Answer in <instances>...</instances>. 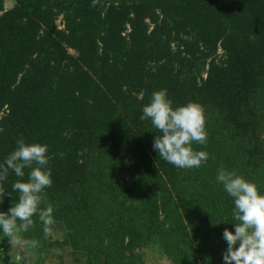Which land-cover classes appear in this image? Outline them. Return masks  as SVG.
<instances>
[{
  "label": "trees",
  "instance_id": "trees-1",
  "mask_svg": "<svg viewBox=\"0 0 264 264\" xmlns=\"http://www.w3.org/2000/svg\"><path fill=\"white\" fill-rule=\"evenodd\" d=\"M12 1L0 0V163L21 137L48 145L41 207L54 220L46 237L34 216L22 235L38 246L21 252L60 250L58 264H145L146 252L223 264L233 202L217 170L264 192V0ZM162 88L174 107L204 109L199 168L152 148L160 133L140 116ZM17 179L2 182L0 211L16 202ZM9 246L0 235V264Z\"/></svg>",
  "mask_w": 264,
  "mask_h": 264
},
{
  "label": "clouds",
  "instance_id": "clouds-1",
  "mask_svg": "<svg viewBox=\"0 0 264 264\" xmlns=\"http://www.w3.org/2000/svg\"><path fill=\"white\" fill-rule=\"evenodd\" d=\"M140 119L149 120L160 133L155 136L152 148L168 164L192 169L207 161L206 151L193 148L194 143L203 145L207 141L204 109L199 103L189 101L174 107L167 90L162 88L154 91L150 102L142 107ZM49 159L47 144L26 143L21 137L0 163V201L5 196L2 182L9 171L19 178L11 185L17 193L16 202L6 212L0 211V235L8 238L10 246H17V260L22 259L21 249L38 246L37 240L22 235L34 225V216L42 225L43 234L51 235L53 208L41 207L45 189L52 186ZM25 169L29 170L26 179ZM215 179L233 202V230L224 228L222 232L226 242L223 264H264V192L235 170L221 167Z\"/></svg>",
  "mask_w": 264,
  "mask_h": 264
},
{
  "label": "rangeland",
  "instance_id": "rangeland-1",
  "mask_svg": "<svg viewBox=\"0 0 264 264\" xmlns=\"http://www.w3.org/2000/svg\"><path fill=\"white\" fill-rule=\"evenodd\" d=\"M16 250H17V247H14V245H12V246H9L8 251L5 252L4 255H6V258L9 261V264H58L59 262V259L56 256V254H59L60 250H50L44 253L45 256L41 258L36 257L32 253L26 254V253L21 252V257H22L21 260H16V257H15ZM157 254L158 253L146 252L145 264H159V263L168 264L165 258L159 257ZM68 258L69 256L65 255L64 264H68L67 262Z\"/></svg>",
  "mask_w": 264,
  "mask_h": 264
},
{
  "label": "water",
  "instance_id": "water-1",
  "mask_svg": "<svg viewBox=\"0 0 264 264\" xmlns=\"http://www.w3.org/2000/svg\"><path fill=\"white\" fill-rule=\"evenodd\" d=\"M13 6V1L12 0H4V7L6 8V9H8V8H11ZM16 257V256H15ZM16 260H17V258H16ZM160 262V261H159ZM158 262V263H159ZM159 264H163V263H159Z\"/></svg>",
  "mask_w": 264,
  "mask_h": 264
}]
</instances>
